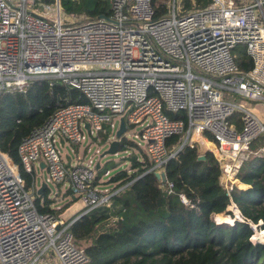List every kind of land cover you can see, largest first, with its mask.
<instances>
[{"label": "built area", "instance_id": "2783aa9c", "mask_svg": "<svg viewBox=\"0 0 264 264\" xmlns=\"http://www.w3.org/2000/svg\"><path fill=\"white\" fill-rule=\"evenodd\" d=\"M39 1L47 13L34 10ZM108 1L109 17L67 25L59 0H0V94L49 80L86 101L58 108L22 139L24 172L68 182L84 214L108 207L113 194L98 188V163L83 158L67 167L61 148L99 133H109L110 144L123 118L122 137L142 144L149 172L165 176L167 162L187 146L198 149V160L212 154L228 195L243 190L242 164L264 156V144L253 149L264 141V122L246 103L264 105V0H212L185 13L170 0L162 17H155L153 0ZM238 47L252 62L246 72L235 62ZM176 136L179 144L168 147ZM160 182L171 193L172 185ZM34 187L33 178L25 188L19 167L0 151V264H89L70 234L72 222L37 211Z\"/></svg>", "mask_w": 264, "mask_h": 264}, {"label": "trees", "instance_id": "16d2710c", "mask_svg": "<svg viewBox=\"0 0 264 264\" xmlns=\"http://www.w3.org/2000/svg\"><path fill=\"white\" fill-rule=\"evenodd\" d=\"M169 1L153 0L155 17L167 14ZM211 2L178 0L184 13L204 9ZM59 4L66 13L88 19L110 14L108 0H59ZM233 52L238 70H250L252 62L244 48ZM85 102L77 89L49 80L32 81L24 92L0 94V151L19 167L26 189L32 187L34 174L25 173L21 167L18 147L22 139L44 125L58 108ZM109 137V133H99L90 143L106 146ZM179 140V136L172 137L167 146L177 145ZM261 144L263 140L254 142L256 147ZM78 147H73L76 155ZM125 148L138 150L141 159L133 158L127 170L109 177L106 185L112 186L113 193L110 205L68 221L72 222L74 243L84 249L89 264H264V156H252L242 164L237 178L246 189L235 188L227 196L212 154L205 153L204 160H198V149L185 146L166 164V183L172 185L169 193L149 172L151 163L145 152L121 137L119 150ZM87 150L88 146L83 156ZM71 164L66 162L67 167ZM107 172L100 166L97 184ZM37 191L34 204L40 214L58 218L70 207H57L58 194L52 198L48 188L41 195ZM63 197L74 198L68 190ZM231 204L236 206L240 219L228 210ZM223 216L233 223L216 222L215 217ZM253 227H257L255 235Z\"/></svg>", "mask_w": 264, "mask_h": 264}, {"label": "rangeland", "instance_id": "374dc122", "mask_svg": "<svg viewBox=\"0 0 264 264\" xmlns=\"http://www.w3.org/2000/svg\"><path fill=\"white\" fill-rule=\"evenodd\" d=\"M82 1H84V0H78L79 3H81ZM85 1H87V0H85ZM247 1H249V0H247ZM241 2H244V0H242ZM49 4H51V3H49ZM178 5H179V3H178ZM166 6H168V3L166 4ZM34 10L36 12H38L39 14L47 13L45 10V6L40 1L37 2ZM52 12H54V9H52ZM167 14H168V12H167ZM53 15L56 18V14L54 13ZM84 20L87 21L88 18H86L85 16H82V15L76 16L75 14H68L61 9V21L64 24H67V25L68 24H77V23L82 22ZM246 103H249V105L251 106V109L253 110V113L255 114V116L264 122V105L255 104L253 102H246ZM124 137H126V136H124ZM129 137L131 138V134H129ZM133 140H135V139H133ZM90 142H91L90 138H86L85 141H83L80 144V146L78 147L77 155L74 153V151H73L74 149L72 147H70L68 144L63 143V145H62L63 147L61 148L63 159L66 162L69 160L70 163H74L77 159L80 161L84 158V162L88 161L89 159H93L95 163H99V165L102 167V169L105 168L108 170V174L106 176L101 175V177L99 178V181H98L99 182L98 188L102 191H107L108 194H113V193H111L112 186L106 185V182L109 179V177L118 171L127 170L130 166L131 160L133 158H135V159L138 158L140 160L141 155L139 154L138 150L125 148V149H120L118 151V153L114 156L106 155L105 157H101L102 154L108 149L109 144L106 146H99V145L91 144ZM135 142L141 143L138 140H135ZM87 146H88L87 153L85 156H83L84 150ZM255 148H256V146L253 147L254 150H255ZM141 149L143 150L142 144H141ZM96 152H98V153H96ZM35 172H36L35 177H34V185H35L34 188H35V190H38L41 187V185L45 184L47 186V188L50 190L52 198L58 194V200H57L58 202L56 204L57 207H61L64 204H70V207L62 214V216H60L63 220H66V222L72 221V220L75 221V219H78L79 217H81L86 212L87 209L85 208V204H84L83 200L81 198H79V196L75 195L74 198L63 197V194L68 189V186H69L68 182H65L63 186H60L58 188L57 185H55V184L47 183V174L45 171L35 170ZM222 189L225 191L227 196H230V193L232 191H230L229 195H228L227 190L224 188H222ZM241 189H246V186H242ZM229 209H230V211L233 212L236 219H238V218L240 219V215H239L238 210H237V212H238V214H237L236 209L233 208L232 204L230 205L228 210ZM220 217H222V216H220ZM220 217H218V218L215 217V220H217L221 223H231V221H232L231 218L228 216H223V218H220ZM253 228L255 231L256 227H253ZM254 235H255V233H254ZM254 235H253V237H254ZM253 237H252V241L254 240Z\"/></svg>", "mask_w": 264, "mask_h": 264}, {"label": "water", "instance_id": "95a60500", "mask_svg": "<svg viewBox=\"0 0 264 264\" xmlns=\"http://www.w3.org/2000/svg\"><path fill=\"white\" fill-rule=\"evenodd\" d=\"M125 132H126V128H125L124 120H123V118H121L120 119V124H119V129L115 133V139L112 142H110V144L108 145V149L102 154L101 157H105L106 155L114 156V155H116L118 153L119 145H120V138L125 134ZM200 159H204V158L200 157ZM99 168H100V165L98 163L97 167H96V170H99ZM155 177L157 178L158 181H165V176L164 175L159 176V175L156 174ZM46 188H47V186L45 184L41 185V187L37 191V194L41 195ZM227 224H230V223H227ZM253 230H254V228H253ZM255 232L256 231H254V233ZM255 243H257V242L255 241Z\"/></svg>", "mask_w": 264, "mask_h": 264}]
</instances>
